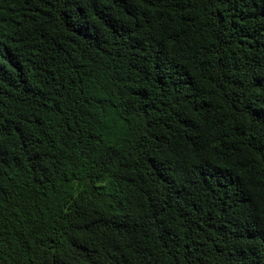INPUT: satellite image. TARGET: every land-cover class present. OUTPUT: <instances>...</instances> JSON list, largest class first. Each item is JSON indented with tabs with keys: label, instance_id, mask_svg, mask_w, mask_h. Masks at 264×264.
Here are the masks:
<instances>
[{
	"label": "trees",
	"instance_id": "16d2710c",
	"mask_svg": "<svg viewBox=\"0 0 264 264\" xmlns=\"http://www.w3.org/2000/svg\"><path fill=\"white\" fill-rule=\"evenodd\" d=\"M0 264H264V0H0Z\"/></svg>",
	"mask_w": 264,
	"mask_h": 264
}]
</instances>
